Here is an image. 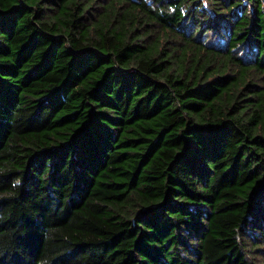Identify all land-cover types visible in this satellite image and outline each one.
Here are the masks:
<instances>
[{
    "label": "trees",
    "instance_id": "16d2710c",
    "mask_svg": "<svg viewBox=\"0 0 264 264\" xmlns=\"http://www.w3.org/2000/svg\"><path fill=\"white\" fill-rule=\"evenodd\" d=\"M0 264H264V0H0Z\"/></svg>",
    "mask_w": 264,
    "mask_h": 264
},
{
    "label": "clouds",
    "instance_id": "9594fccd",
    "mask_svg": "<svg viewBox=\"0 0 264 264\" xmlns=\"http://www.w3.org/2000/svg\"><path fill=\"white\" fill-rule=\"evenodd\" d=\"M17 183H18V181H17Z\"/></svg>",
    "mask_w": 264,
    "mask_h": 264
}]
</instances>
